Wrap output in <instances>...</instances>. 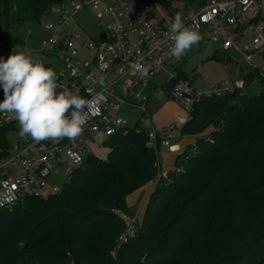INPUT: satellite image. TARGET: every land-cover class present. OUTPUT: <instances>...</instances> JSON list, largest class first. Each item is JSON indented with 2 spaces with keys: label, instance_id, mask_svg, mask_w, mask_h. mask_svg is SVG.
Listing matches in <instances>:
<instances>
[{
  "label": "trees",
  "instance_id": "trees-1",
  "mask_svg": "<svg viewBox=\"0 0 264 264\" xmlns=\"http://www.w3.org/2000/svg\"><path fill=\"white\" fill-rule=\"evenodd\" d=\"M57 1L0 0V53L21 46L20 29L41 22ZM150 2L176 15L194 0ZM261 81L260 93L234 88L195 105L181 133L197 146L178 155L165 178L156 180L146 133L131 129L106 140L105 159L89 154L59 193L0 209V264H264ZM153 182L136 236L116 261L110 252L126 228L120 214H134L127 198Z\"/></svg>",
  "mask_w": 264,
  "mask_h": 264
},
{
  "label": "built area",
  "instance_id": "built-area-1",
  "mask_svg": "<svg viewBox=\"0 0 264 264\" xmlns=\"http://www.w3.org/2000/svg\"><path fill=\"white\" fill-rule=\"evenodd\" d=\"M143 0H58L50 13L56 18L46 24L48 32L44 54L60 63L56 74L60 87L92 102L89 119L75 140L33 141L20 138L12 144L9 135L18 131V121L0 112V209H11L27 198H43L55 171L68 179L83 166L91 154L90 146L100 135L107 139L127 135L131 129L145 132L147 146L160 156L161 150H177L171 144L176 124L159 131L149 114V90L166 86L168 95L189 114L205 98H220L231 92L228 83L210 91L198 92L188 80L180 78L170 61L169 28L175 15L157 17L142 8ZM149 6V5H148ZM91 9L96 18L107 19L102 40H83L72 21L82 10ZM185 25L194 27L218 51L235 49L249 64L254 53L264 49V0H202L198 10L180 14ZM75 23V26H78ZM78 42V45H77ZM80 43V45H79ZM200 43V42H199ZM239 43H248L244 50ZM161 77L162 82L157 83ZM124 107L138 109L143 116L129 126L121 116ZM60 172V171H58ZM10 197L11 199H5ZM136 234L134 224L121 236L124 245Z\"/></svg>",
  "mask_w": 264,
  "mask_h": 264
},
{
  "label": "rangeland",
  "instance_id": "rangeland-1",
  "mask_svg": "<svg viewBox=\"0 0 264 264\" xmlns=\"http://www.w3.org/2000/svg\"><path fill=\"white\" fill-rule=\"evenodd\" d=\"M200 3V0H194V3L189 4V6L183 5V11H188L187 13L196 11ZM176 6L180 7L181 5L176 4ZM142 8L146 13L152 12L156 14L157 17L168 15L167 10L158 2L153 3L150 2V0H143ZM183 13L187 14L185 12ZM55 18L56 17L52 16L49 12V15L44 17L41 22H35L20 29L19 36L22 40V45L3 49L0 53V58L7 59L11 54L24 52L32 58L44 63L46 67L51 68L57 74L61 69V63L52 54L40 52L44 49V43L48 38L46 24L53 21ZM75 23L79 25L75 26ZM105 23H107V19H97L95 13H93L91 9L82 10L72 21L69 32L75 29L77 33L82 36V39H86L87 42L90 38L102 40L106 33V28L104 27ZM246 44L248 43H239V49L244 50ZM254 54L253 61L248 64L241 52L235 49L218 51L213 45H209L205 40H201L200 43L192 46L183 56L171 60L169 69L175 66V70L186 80L191 82L198 92L204 93L210 91L220 83H228L232 88L240 89L241 93L238 92L240 95L249 97L252 94L261 92L260 83L262 82L261 80L264 79V49ZM248 78L250 80L245 81ZM162 80H164L163 77L158 79L157 83L159 84ZM238 82H241L239 86ZM166 89L167 87L163 86L160 89L155 88L154 90H149V114L153 124L161 132L168 126L176 124L177 127L174 135L171 136L170 142L172 145L177 146V150L169 153L167 149H163L161 150L160 157L157 155L158 177L156 180H159L161 177L165 178L168 172L176 170L175 160L178 155L187 150L189 146L194 147V150L197 146V137L184 136L181 133L190 114L168 95ZM243 98L247 99V97ZM2 99L3 91L0 89V101H2ZM121 116L127 120L129 126H134L139 122L143 114L136 108L124 107ZM20 138L18 125V131L11 133L9 139L14 145ZM106 140V137L99 135L95 139L94 144L90 146L91 154L100 159H105L109 153V147L105 144ZM58 171L54 172L49 187L43 195V199H46L50 194L59 193L62 186L67 181L64 172L62 170ZM155 185L156 182L150 183L128 196L127 206L134 214H120L122 216L121 218L126 223V228L119 236L114 249L110 252L114 260H118L119 251L123 247L120 243V239L128 229V222L134 224L136 230H138V221L143 219L145 209L154 191ZM147 249V247L144 248L143 252L138 254L140 260L144 261L146 259L145 251Z\"/></svg>",
  "mask_w": 264,
  "mask_h": 264
},
{
  "label": "clouds",
  "instance_id": "clouds-1",
  "mask_svg": "<svg viewBox=\"0 0 264 264\" xmlns=\"http://www.w3.org/2000/svg\"><path fill=\"white\" fill-rule=\"evenodd\" d=\"M169 33L174 57L183 56L202 39L194 27L185 25L179 13L174 16ZM59 87L56 73L24 52L0 58V112L18 121L22 139L73 141L82 134L89 119L85 108L90 110L92 102L67 88L57 91Z\"/></svg>",
  "mask_w": 264,
  "mask_h": 264
},
{
  "label": "water",
  "instance_id": "water-1",
  "mask_svg": "<svg viewBox=\"0 0 264 264\" xmlns=\"http://www.w3.org/2000/svg\"><path fill=\"white\" fill-rule=\"evenodd\" d=\"M239 84H241V82ZM239 84H238V86H239Z\"/></svg>",
  "mask_w": 264,
  "mask_h": 264
},
{
  "label": "crops",
  "instance_id": "crops-1",
  "mask_svg": "<svg viewBox=\"0 0 264 264\" xmlns=\"http://www.w3.org/2000/svg\"><path fill=\"white\" fill-rule=\"evenodd\" d=\"M240 82H238V84H239Z\"/></svg>",
  "mask_w": 264,
  "mask_h": 264
}]
</instances>
